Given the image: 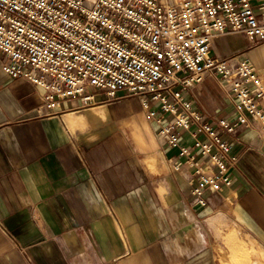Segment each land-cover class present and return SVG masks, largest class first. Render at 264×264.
Instances as JSON below:
<instances>
[{"label": "crops", "instance_id": "0c3cea01", "mask_svg": "<svg viewBox=\"0 0 264 264\" xmlns=\"http://www.w3.org/2000/svg\"><path fill=\"white\" fill-rule=\"evenodd\" d=\"M256 5L257 1L254 0ZM212 56L249 58L264 69L259 37L229 34ZM0 52V264H227L231 228L251 238L264 264V127L223 133L241 171L221 193L198 205L192 168L171 173L168 146L141 100L80 98L49 108L43 90L2 70ZM188 97L217 125L235 120L230 96L213 76ZM186 144H193L187 137ZM206 172L209 166L202 157Z\"/></svg>", "mask_w": 264, "mask_h": 264}, {"label": "built area", "instance_id": "2783aa9c", "mask_svg": "<svg viewBox=\"0 0 264 264\" xmlns=\"http://www.w3.org/2000/svg\"><path fill=\"white\" fill-rule=\"evenodd\" d=\"M0 0L2 70L43 90L44 102L110 101L138 97L168 146L171 173L192 168L198 205L205 193H221L241 171L240 157L223 133L264 127V69L239 55L212 56L216 37L244 34L264 42V0ZM207 76L215 77L234 106L235 120L217 125L188 97ZM190 137L193 144L184 143ZM207 157L206 172L201 158Z\"/></svg>", "mask_w": 264, "mask_h": 264}, {"label": "rangeland", "instance_id": "374dc122", "mask_svg": "<svg viewBox=\"0 0 264 264\" xmlns=\"http://www.w3.org/2000/svg\"><path fill=\"white\" fill-rule=\"evenodd\" d=\"M229 239H241L242 242V248H234L233 246H228L229 253L224 251V249L220 248V254L221 255H229L230 263L227 264H263L261 261L260 253L255 250V244L249 238L248 236H245L244 234H240V231H235L233 228H231V231H229L228 235H226V242L227 245L230 243L228 242Z\"/></svg>", "mask_w": 264, "mask_h": 264}]
</instances>
